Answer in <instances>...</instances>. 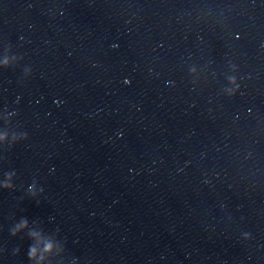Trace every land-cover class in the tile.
<instances>
[{
	"label": "water",
	"instance_id": "95a60500",
	"mask_svg": "<svg viewBox=\"0 0 264 264\" xmlns=\"http://www.w3.org/2000/svg\"><path fill=\"white\" fill-rule=\"evenodd\" d=\"M0 264H264V0H0Z\"/></svg>",
	"mask_w": 264,
	"mask_h": 264
},
{
	"label": "clouds",
	"instance_id": "9594fccd",
	"mask_svg": "<svg viewBox=\"0 0 264 264\" xmlns=\"http://www.w3.org/2000/svg\"><path fill=\"white\" fill-rule=\"evenodd\" d=\"M45 250L46 251H50L51 250V245L50 244L47 245ZM30 256H35V249L34 248L31 250Z\"/></svg>",
	"mask_w": 264,
	"mask_h": 264
}]
</instances>
